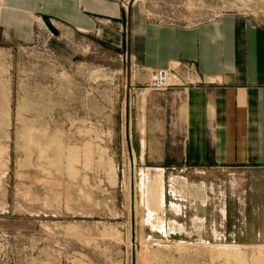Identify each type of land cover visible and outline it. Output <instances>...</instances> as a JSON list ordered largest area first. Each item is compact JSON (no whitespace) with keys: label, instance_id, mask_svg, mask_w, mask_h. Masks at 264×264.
I'll use <instances>...</instances> for the list:
<instances>
[{"label":"rangeland","instance_id":"1","mask_svg":"<svg viewBox=\"0 0 264 264\" xmlns=\"http://www.w3.org/2000/svg\"><path fill=\"white\" fill-rule=\"evenodd\" d=\"M94 1L122 18L60 34L56 0H0V264H264L261 174L144 162L123 49L138 20L264 27V0Z\"/></svg>","mask_w":264,"mask_h":264},{"label":"crops","instance_id":"2","mask_svg":"<svg viewBox=\"0 0 264 264\" xmlns=\"http://www.w3.org/2000/svg\"><path fill=\"white\" fill-rule=\"evenodd\" d=\"M50 16L60 34H90L99 17L118 20L123 12L106 2L56 0ZM132 33L131 47L123 46L131 67L124 93L144 123L143 161L162 169L243 167L264 184V27L223 16L195 29L138 20ZM119 34L103 36L122 46ZM172 69L168 87L149 88L153 72Z\"/></svg>","mask_w":264,"mask_h":264},{"label":"built area","instance_id":"3","mask_svg":"<svg viewBox=\"0 0 264 264\" xmlns=\"http://www.w3.org/2000/svg\"><path fill=\"white\" fill-rule=\"evenodd\" d=\"M173 71L174 69L172 71L160 70L153 72L151 74L149 88L153 90H162L168 87Z\"/></svg>","mask_w":264,"mask_h":264},{"label":"bare ground","instance_id":"4","mask_svg":"<svg viewBox=\"0 0 264 264\" xmlns=\"http://www.w3.org/2000/svg\"><path fill=\"white\" fill-rule=\"evenodd\" d=\"M170 81H171V79H170Z\"/></svg>","mask_w":264,"mask_h":264}]
</instances>
